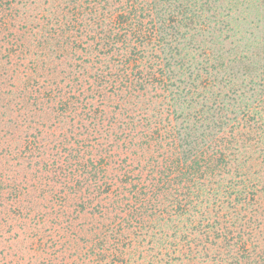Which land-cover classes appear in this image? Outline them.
<instances>
[{
  "label": "trees",
  "instance_id": "1",
  "mask_svg": "<svg viewBox=\"0 0 264 264\" xmlns=\"http://www.w3.org/2000/svg\"><path fill=\"white\" fill-rule=\"evenodd\" d=\"M0 21V264H264V0Z\"/></svg>",
  "mask_w": 264,
  "mask_h": 264
},
{
  "label": "rangeland",
  "instance_id": "2",
  "mask_svg": "<svg viewBox=\"0 0 264 264\" xmlns=\"http://www.w3.org/2000/svg\"><path fill=\"white\" fill-rule=\"evenodd\" d=\"M0 22H2V21H0ZM1 25H2V24H1ZM1 25H0V26H1Z\"/></svg>",
  "mask_w": 264,
  "mask_h": 264
}]
</instances>
